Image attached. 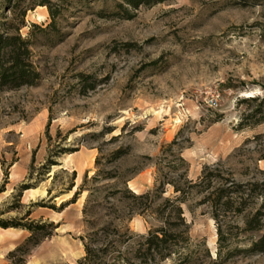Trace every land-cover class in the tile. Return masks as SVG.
Returning a JSON list of instances; mask_svg holds the SVG:
<instances>
[{
    "label": "rangeland",
    "instance_id": "1",
    "mask_svg": "<svg viewBox=\"0 0 264 264\" xmlns=\"http://www.w3.org/2000/svg\"><path fill=\"white\" fill-rule=\"evenodd\" d=\"M49 1L25 0L21 29L40 81L0 90V219L30 210L59 227L0 264H83L82 237L104 227L92 245L108 246L105 264L118 250L141 264V235L163 222L131 214L130 191L162 181L153 209L179 195L173 184L189 190L190 240L160 264H264V0H167L130 17L122 0ZM200 177L208 188L189 187Z\"/></svg>",
    "mask_w": 264,
    "mask_h": 264
},
{
    "label": "trees",
    "instance_id": "2",
    "mask_svg": "<svg viewBox=\"0 0 264 264\" xmlns=\"http://www.w3.org/2000/svg\"><path fill=\"white\" fill-rule=\"evenodd\" d=\"M10 1V9L13 12L11 17L3 14L0 17V90H13L18 89L25 85H35L41 79V72L36 67L33 60V50H32V39L30 36H24L21 29L27 26L26 15L28 9L33 4H25V0H8ZM41 5H49V0H39ZM167 0H122L118 4L122 12L126 13V17H130L129 7L133 9H138L141 5H154L158 3L165 2ZM54 16V13L51 11ZM31 26L34 28H40L44 30L45 28L40 27L36 23H32ZM255 99V97H250ZM198 182H193L192 180H186L189 187H201L208 188L211 184L207 181L205 177H200ZM165 181L159 183V185L153 190L145 193H135L131 192V197L133 198L132 213L148 214L155 213L161 218L163 225L152 228L149 230L148 234L141 235L144 238L142 247L139 249V256L137 257L141 264H160V262L165 261L169 258L181 256V248L188 246L189 244V225L183 216L184 210L182 208L181 202L184 201L186 193L189 192L185 188H181L177 184H173L175 191L179 192V195L175 199L166 198L163 204H159L158 208L153 209V203L155 196L163 194L165 192ZM75 185L73 184L71 189ZM33 186L29 184H22L19 190V196L23 195L24 190L32 188ZM240 187V186H239ZM118 190L117 193H119ZM225 191V189H224ZM240 190H233V192ZM80 193L77 190L74 194L72 202ZM222 194H220L215 200H211L215 204H220ZM120 197L119 200H123ZM211 199V198H210ZM178 202L177 204H172L173 207L168 211V203ZM230 203V198L223 202L224 205ZM37 206H45L41 204H33ZM65 203L62 204V207ZM31 211L29 210L23 217L12 218L8 220L0 219V227L2 228H22L29 231V236L26 238L25 243L19 244L15 249L11 250L8 254L9 258H15L17 252L23 251L24 253L29 252L28 243L33 246L40 243L43 238L53 235L59 224L52 222H44L42 220L36 221L30 217ZM107 228H101L99 230H94L90 232L88 236L82 237L84 240V245L86 249V256L84 257L83 264H105L104 253L106 254L108 246L95 248L92 243L94 242V236H98L99 233L106 230ZM117 230V226L115 227ZM129 234H121L120 237L126 236V238H131ZM89 239V241H86ZM256 250L263 251L257 248L258 244H254ZM119 254L114 258V262L111 264H116L119 262V258L122 259L123 264H133L130 261H126L123 258V254L118 250ZM117 261V262H116ZM16 264H26L25 259H20Z\"/></svg>",
    "mask_w": 264,
    "mask_h": 264
},
{
    "label": "crops",
    "instance_id": "3",
    "mask_svg": "<svg viewBox=\"0 0 264 264\" xmlns=\"http://www.w3.org/2000/svg\"><path fill=\"white\" fill-rule=\"evenodd\" d=\"M20 162V161H19ZM17 162L13 167V171L11 173V179L14 180V177H17V173L19 172L20 163ZM28 191H31L30 189L26 190L24 193V196L29 193ZM30 199V198H29ZM25 229L22 228H15V227H9V228H2L0 227V252L2 250H5V252H8L12 249H14L19 242L17 241V238L19 237L20 233L24 232ZM5 247V248H3Z\"/></svg>",
    "mask_w": 264,
    "mask_h": 264
}]
</instances>
